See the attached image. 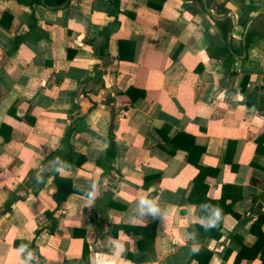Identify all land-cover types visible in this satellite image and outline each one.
Listing matches in <instances>:
<instances>
[{
  "label": "crops",
  "instance_id": "crops-1",
  "mask_svg": "<svg viewBox=\"0 0 264 264\" xmlns=\"http://www.w3.org/2000/svg\"><path fill=\"white\" fill-rule=\"evenodd\" d=\"M207 3L0 0V264H262L264 0Z\"/></svg>",
  "mask_w": 264,
  "mask_h": 264
},
{
  "label": "trees",
  "instance_id": "trees-1",
  "mask_svg": "<svg viewBox=\"0 0 264 264\" xmlns=\"http://www.w3.org/2000/svg\"><path fill=\"white\" fill-rule=\"evenodd\" d=\"M65 1L66 0H18V2L20 4H24V5L30 6V7H33L36 4H41L43 2V4L45 6L50 7V8H55V9L59 8L62 4L65 3ZM199 1L201 3V7H202L203 6V0H199ZM119 5H120V0H116V11H119ZM217 9L221 13H227V11L223 5L217 6ZM220 25H221V29L224 33V36H226L230 30L229 24L227 22H223V23H220ZM112 29H113L112 26H110L105 31H103L104 34H106V38L109 37ZM247 45H249V40H247ZM246 83H247V79L244 80L243 85L245 86ZM68 136H69V133H68ZM115 136H116L115 132L112 130L110 133V136H109V146L107 148L106 155H105V158L103 161L106 169H108V170L111 168L110 163L113 160H115L116 154H117V145H116V141H115ZM189 138H190L189 140L191 141V144L188 147V151L190 153V161H191V163H193L194 165L199 167L198 163L193 159V155L197 152L199 155H201L202 153H204L205 148L196 146L194 144V138H192V137H189ZM260 140L261 139H258V142H261ZM173 151H175V149ZM106 163L108 164L107 166H106ZM98 164L102 165L103 163H102V161H100V162H98ZM198 178H199V174L195 179L196 183H197V180H199ZM56 184H57L58 190L54 194L53 198L58 204H60L62 201L67 199V197L70 193V190L62 195V193L64 192L63 191L64 190V180L59 178L56 180ZM72 191H74V190H71V192ZM263 223H264V216L259 217L258 220L255 222V224L252 226V232L258 236V239H257L255 246L252 249H247L248 252L252 254V258L256 257L259 254V252L262 251V254H261L262 264H264V233L261 230V225ZM243 249H245V248H243ZM240 256H241V253H240ZM32 264H37V263L32 261Z\"/></svg>",
  "mask_w": 264,
  "mask_h": 264
},
{
  "label": "clouds",
  "instance_id": "clouds-1",
  "mask_svg": "<svg viewBox=\"0 0 264 264\" xmlns=\"http://www.w3.org/2000/svg\"><path fill=\"white\" fill-rule=\"evenodd\" d=\"M90 196L92 193L89 194ZM139 205L145 206L142 211L139 212L140 217H144L147 215H151L152 217H158L163 215L159 205L153 200H149L148 198H142L139 201ZM218 208V207H217ZM222 217V209L218 208L217 213L215 214V219L210 223L202 225L205 230H210L218 226ZM196 248H193V251H196ZM17 251L21 254L23 259L21 260V264H32V261L36 259L34 252L29 248L28 245L21 244V246L17 249Z\"/></svg>",
  "mask_w": 264,
  "mask_h": 264
},
{
  "label": "water",
  "instance_id": "water-1",
  "mask_svg": "<svg viewBox=\"0 0 264 264\" xmlns=\"http://www.w3.org/2000/svg\"><path fill=\"white\" fill-rule=\"evenodd\" d=\"M203 1H204V8H205L208 12H211L210 9H209V7H208L207 0H203ZM68 2H69V0H66V2L64 3L63 6H65ZM229 16H232V14H229ZM213 17L217 19L216 16L213 15ZM224 18H226V17H222V18H218V19H224Z\"/></svg>",
  "mask_w": 264,
  "mask_h": 264
}]
</instances>
